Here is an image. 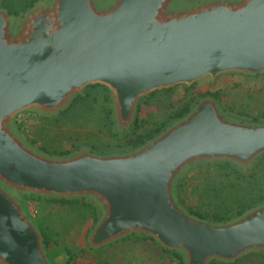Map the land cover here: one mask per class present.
<instances>
[{
    "label": "water",
    "instance_id": "water-1",
    "mask_svg": "<svg viewBox=\"0 0 264 264\" xmlns=\"http://www.w3.org/2000/svg\"><path fill=\"white\" fill-rule=\"evenodd\" d=\"M223 75H264V0H44L19 16L0 8V264H56L27 213L32 197L92 204L94 252L138 236L182 264L264 254V203L215 222L191 215L180 194L201 165L247 173L264 156V121L229 115L208 94L136 148L65 156L33 148L15 122L57 115L101 85L124 136L153 92Z\"/></svg>",
    "mask_w": 264,
    "mask_h": 264
},
{
    "label": "trees",
    "instance_id": "trees-1",
    "mask_svg": "<svg viewBox=\"0 0 264 264\" xmlns=\"http://www.w3.org/2000/svg\"><path fill=\"white\" fill-rule=\"evenodd\" d=\"M40 1L44 0H0V8L11 16H19ZM195 85L191 87L181 85L172 89H163L145 97L142 103L155 105L157 116L160 119L154 120L153 115L145 119L138 117L129 133L119 137L112 130L109 90L101 85L88 86L83 90L84 94L74 97L66 109L57 115L42 116V120L55 124V126H59L61 123L71 126L73 124L88 127L94 125L96 131L104 133L108 137L106 141L98 138L80 137L71 144L70 150H64L61 145L54 144L50 139L43 140L38 133L37 138L29 139V141L33 145L40 142L38 148L52 156L71 154L83 145H87L92 151L100 153L136 148L152 139L170 123L186 115L198 96L209 94L219 102H223V94L220 91L194 96ZM179 88L184 91V96L180 98L176 97ZM227 111L244 116V114L231 108ZM251 120L259 121L260 118H251ZM184 180L181 184L182 201L191 215L215 222L228 221L252 207L264 203V156L260 157L247 173L238 170L229 163H209L198 166L190 178ZM30 199H37L47 206L54 205L61 208V211L54 217L51 214L42 215L41 212L38 213L37 211L38 216L35 222L47 250L48 246L52 244L61 248L69 260L78 257L83 252L82 249L61 245L60 240L64 238L63 233L67 229L75 226L81 228L89 220L92 223L96 221L97 212L93 205L83 199L65 200L34 197ZM50 217L52 218L50 219ZM124 240L123 242L129 240L149 242L160 254L175 259L176 264H182L179 256L158 248L151 239L129 236ZM251 256L260 257L264 260V254L250 253L232 264L240 263Z\"/></svg>",
    "mask_w": 264,
    "mask_h": 264
},
{
    "label": "rangeland",
    "instance_id": "rangeland-1",
    "mask_svg": "<svg viewBox=\"0 0 264 264\" xmlns=\"http://www.w3.org/2000/svg\"><path fill=\"white\" fill-rule=\"evenodd\" d=\"M195 84L196 85L193 90L194 96H198L199 94L206 92L220 91L223 94V102L220 103L224 111L229 115L246 120H251V118H260L259 121H264V118L262 119L264 116V75L256 78L223 75L217 77L212 84H210V78L205 77L200 79ZM108 96L110 97V95ZM183 96L184 91L182 88H179L176 93V97L180 98ZM155 108L156 107L153 104L147 105L141 102L137 118L140 117L145 119L150 117V115H153L154 120L160 119L157 116ZM230 108L244 114V116H239L238 114L227 111ZM23 114L27 118L26 123L18 125V122L15 121L17 129L22 137L33 148L39 151H41L38 148L40 142L33 145L29 141V139L37 138V133L43 140L50 139L54 144L61 145L64 150H70L71 144L80 137L93 139L98 138L102 141H106L108 139L104 133L96 131L94 125H90V127H88L73 124L71 126L61 123L59 126H55V124L43 122V117L39 116L35 112H26ZM81 148H89V146L83 145L79 149ZM193 171L187 174L185 179L190 178ZM184 181L185 180H183V182ZM180 194L182 198L181 188ZM25 206L27 213L34 219V221L37 219L38 213L40 212L42 215L51 214L54 217L59 211H61V208L54 205H44L37 201V199H26ZM51 218L52 217H50V219ZM92 225L93 223L89 220L81 228L75 226L67 229L63 233L64 238L60 240L61 245H67L74 249L80 248L83 250V252L73 260H69L68 256L65 255L61 248H57L52 244L48 246V251L56 264H176L175 259H170V256L160 254L159 251L152 246L153 244L140 240H129L127 242H123L125 240H122L112 246L104 248L103 250L94 252L89 249L86 244V237L89 230L92 228ZM237 264H264V260L260 257L251 256Z\"/></svg>",
    "mask_w": 264,
    "mask_h": 264
},
{
    "label": "built area",
    "instance_id": "built-area-1",
    "mask_svg": "<svg viewBox=\"0 0 264 264\" xmlns=\"http://www.w3.org/2000/svg\"><path fill=\"white\" fill-rule=\"evenodd\" d=\"M26 117L24 116L23 113L19 114L16 116V121L18 122V125L25 124L26 123ZM34 215V214H33Z\"/></svg>",
    "mask_w": 264,
    "mask_h": 264
}]
</instances>
